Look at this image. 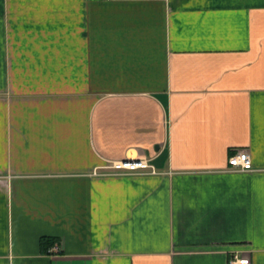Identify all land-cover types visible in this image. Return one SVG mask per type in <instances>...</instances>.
<instances>
[{
  "label": "crops",
  "instance_id": "crops-1",
  "mask_svg": "<svg viewBox=\"0 0 264 264\" xmlns=\"http://www.w3.org/2000/svg\"><path fill=\"white\" fill-rule=\"evenodd\" d=\"M233 254L264 264V0H0V264Z\"/></svg>",
  "mask_w": 264,
  "mask_h": 264
},
{
  "label": "built area",
  "instance_id": "built-area-1",
  "mask_svg": "<svg viewBox=\"0 0 264 264\" xmlns=\"http://www.w3.org/2000/svg\"><path fill=\"white\" fill-rule=\"evenodd\" d=\"M227 166L232 171H252L251 158L247 151H237L227 157ZM105 174L113 175H143L157 174V169L151 164L148 158H123L111 160L100 167ZM52 252H58V246L50 248ZM229 264H250L248 256L233 254L229 259Z\"/></svg>",
  "mask_w": 264,
  "mask_h": 264
},
{
  "label": "trees",
  "instance_id": "trees-1",
  "mask_svg": "<svg viewBox=\"0 0 264 264\" xmlns=\"http://www.w3.org/2000/svg\"><path fill=\"white\" fill-rule=\"evenodd\" d=\"M53 240H49L48 238L46 237H42L40 239V244L42 246V248H47V245L51 244Z\"/></svg>",
  "mask_w": 264,
  "mask_h": 264
}]
</instances>
